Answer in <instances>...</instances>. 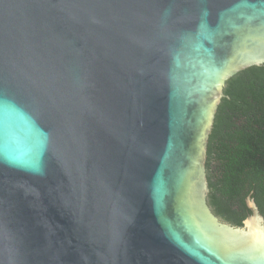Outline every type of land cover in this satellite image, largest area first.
I'll use <instances>...</instances> for the list:
<instances>
[{"label": "water", "instance_id": "95a60500", "mask_svg": "<svg viewBox=\"0 0 264 264\" xmlns=\"http://www.w3.org/2000/svg\"><path fill=\"white\" fill-rule=\"evenodd\" d=\"M264 0H0V264H264L206 202L226 81Z\"/></svg>", "mask_w": 264, "mask_h": 264}, {"label": "trees", "instance_id": "16d2710c", "mask_svg": "<svg viewBox=\"0 0 264 264\" xmlns=\"http://www.w3.org/2000/svg\"><path fill=\"white\" fill-rule=\"evenodd\" d=\"M206 151V202L222 221L241 226L247 197L264 218V65L229 78Z\"/></svg>", "mask_w": 264, "mask_h": 264}, {"label": "rangeland", "instance_id": "374dc122", "mask_svg": "<svg viewBox=\"0 0 264 264\" xmlns=\"http://www.w3.org/2000/svg\"><path fill=\"white\" fill-rule=\"evenodd\" d=\"M211 210V209H210ZM213 213V212H212ZM214 214V213H213ZM218 222L221 224H224V221H222L220 218H218Z\"/></svg>", "mask_w": 264, "mask_h": 264}]
</instances>
